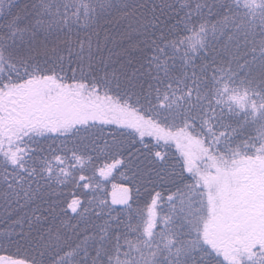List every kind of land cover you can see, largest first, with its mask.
<instances>
[{"label":"snow or ice","instance_id":"obj_1","mask_svg":"<svg viewBox=\"0 0 264 264\" xmlns=\"http://www.w3.org/2000/svg\"><path fill=\"white\" fill-rule=\"evenodd\" d=\"M0 264H264V0H0Z\"/></svg>","mask_w":264,"mask_h":264}]
</instances>
